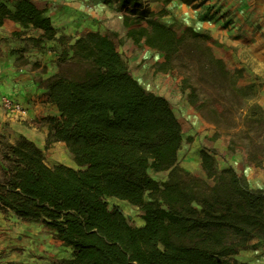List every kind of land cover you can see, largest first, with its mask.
<instances>
[{
  "label": "trees",
  "instance_id": "16d2710c",
  "mask_svg": "<svg viewBox=\"0 0 264 264\" xmlns=\"http://www.w3.org/2000/svg\"><path fill=\"white\" fill-rule=\"evenodd\" d=\"M115 1L125 11L128 37L161 53L155 74L179 71L189 103L230 136L229 151L243 147L251 160L264 159L258 86L238 83L242 69H225L211 34L192 27L179 33L157 20L165 8L148 7L172 0ZM181 1L199 9L208 0ZM7 20L41 32L28 37L34 48L62 47L58 72L39 81L61 117L48 118L46 148L65 143L79 169L49 167L35 142L21 135L11 143L0 133V210L57 234L73 249L59 264H246L234 256L254 240L264 243V190L233 167L220 169L206 149L200 151L206 178L181 167L183 129L170 102L133 77L109 36L89 31L71 44L32 0H15L13 8L0 3V28ZM205 84L217 99L202 95ZM151 172H167V180ZM108 199L137 208L144 225L133 226Z\"/></svg>",
  "mask_w": 264,
  "mask_h": 264
},
{
  "label": "crops",
  "instance_id": "0c3cea01",
  "mask_svg": "<svg viewBox=\"0 0 264 264\" xmlns=\"http://www.w3.org/2000/svg\"><path fill=\"white\" fill-rule=\"evenodd\" d=\"M32 1L39 8L46 9L57 35L68 37L71 44L86 32H100L109 36L115 43L117 40L120 41L122 46H117L118 51L120 54L125 53L130 63L133 64L152 50L144 43L136 45L128 37V29L124 25L125 11L119 8L115 0ZM0 3L13 8L7 0H0ZM148 7L155 12L165 8L160 2H149ZM166 10L173 16L185 20L186 25L197 32H209L213 37L211 43L213 52L222 60L225 69L227 71L234 68L242 69V82L255 83L258 87L260 86L259 77H264V74L259 73V69L253 67L252 72H249L245 62L250 59L246 58V54L251 57V53L264 52V0H209L199 9H193L181 0H172L166 6ZM205 14L207 18H203ZM162 23L165 24V22ZM23 31H33L34 37L41 33L24 29L20 24L7 20L0 28V39H10L16 33ZM43 45L54 47L57 43L45 42ZM25 55V60H19L17 54H12L7 50L0 56L1 95L20 102L27 110L26 118H15L5 115L0 106V133L5 135L11 143H14L21 135L25 136L44 149L48 134L53 129L48 118L60 120L61 117L57 107L48 102L45 89L40 86L39 81L55 72L49 69L47 73H43L42 68L35 67L37 59L31 57L32 50ZM229 57L235 58L236 61H229ZM46 62L47 59H44L43 66ZM151 62L147 59L146 65H150ZM131 74L148 92L162 95L151 86L147 75L143 72L133 71ZM258 102L264 108V87L259 91ZM196 120L197 125L192 131L194 138L188 144L191 146L193 155H189L181 166L198 177L206 178L201 167L200 155V151L206 149L215 156L217 162L224 158L223 168L233 167L239 174L247 176L252 188L264 190V171L257 163L250 160L248 153L240 148L234 152L229 151V135L220 133L215 136L217 129L214 125L206 122L200 115H197ZM184 141L183 137V143ZM64 152L72 158L63 142L53 143L47 151L48 155H53L59 164L79 169L75 167V163L73 165V163H65L62 160ZM192 159L197 162L195 165L190 163ZM256 171H258V177L254 178ZM143 225L144 222L138 227ZM262 248H264V243L254 240L247 248L234 256V259L240 263L264 264V255H259ZM72 255L73 249L65 246L57 234L41 223L24 221L11 210H0V264H59L63 260L72 258Z\"/></svg>",
  "mask_w": 264,
  "mask_h": 264
},
{
  "label": "rangeland",
  "instance_id": "374dc122",
  "mask_svg": "<svg viewBox=\"0 0 264 264\" xmlns=\"http://www.w3.org/2000/svg\"><path fill=\"white\" fill-rule=\"evenodd\" d=\"M7 1L12 6L15 2V0H7ZM145 1H148V0H145ZM205 4H207V2ZM205 4H203V5H205ZM208 5H211V4H208ZM165 10H166V7H165ZM157 12H159V11H157ZM166 12L167 13L165 15H163L161 17H157V20H159L161 22H165V24L167 23V25L169 27L175 29L179 33L184 32V30L188 27L185 23V20H183L179 17L173 16L167 10H166ZM214 14H217V13H214ZM203 18H207L206 14L203 15ZM28 35L33 36L34 32L33 31H23V32L16 33L10 39L1 38L0 39V56L3 55V53L8 50L12 54H17V56H19V60H23V59L25 60L26 59L25 54L29 50H32L31 57H35L37 59V60H35V67L42 68L41 71L43 73H47L49 71V69H51L52 71L57 73L59 70L57 61H58V56L62 50V47H60L58 45L53 47L50 45V46H45L46 48L44 50H39L37 48H34L32 43L29 42ZM116 44L118 47L122 46L121 42L118 40L116 41ZM141 50H145V49H141ZM251 54H252L251 57L249 54L248 55L246 54V58L249 57L250 59L246 60V62H245V64L248 65L247 68H248L249 72H252V67H253V68H258L259 69L258 72L261 74H264V52H262V53H251ZM121 55H122L123 59L125 60V62L127 63L131 73L133 71L143 72L145 75H147V78H148L149 82L151 83V86L154 89H157L158 92H161L162 95L170 102L173 111L175 112L176 116L178 117V119L182 125L183 137L185 139L183 146H182V149L180 151V157H179V164L181 166V164L184 163V161H186V159L189 155H191V156L193 155V151L190 149L191 146H188V144L190 142H192L193 138H194L192 131L194 130L195 125H197L196 117H197V115L201 116V114L199 112H197L195 110V108L189 103L190 90L183 91V89H182V76L179 73V71H172L169 73H160L159 75L155 74V72L153 71L154 64L157 62L163 61L161 53L154 51V50H149V54L144 55L143 58H139V60L136 64L130 63L129 58L126 57L125 53H121ZM39 59H41V61H39ZM44 59H47V62L43 66V60ZM147 59H150V62L152 61L150 65H146ZM229 59H230L229 61H231V62L236 61L235 58H233V57L232 58L229 57ZM235 69H239V68H234L230 71H235ZM242 78H243V73H242ZM259 78L258 79L261 83H260V86L258 87L257 100L259 99V91L262 90L264 87V77H259ZM241 79L238 80V83L241 85H245L246 83L242 82ZM201 88H203L202 95H204V96L207 95L211 101L215 100V99H217V97H219L216 95L215 91L210 87V85L205 84ZM222 105L223 104H218L219 109H223ZM235 112L236 111H234V113ZM216 129H217V133L215 134V136H218L220 133L226 134L223 130H221L219 128H216ZM237 148L244 149L247 153H249L243 147H237ZM42 150L45 154L46 164L51 165V167H54L55 163L59 164V162H57L55 160V157L53 155H48V153H47L48 148H46V146ZM62 160L65 163H73V165H74L73 158H71V156H69V154L67 152H64V154H62ZM251 161L254 163H257V164H258V162H262L261 168L264 171V159H262L260 156H257V159H254ZM190 163L192 165H195L197 162L192 159V161H190ZM218 164H219V168L222 169L223 166L225 165L224 158L219 159ZM75 167H77V166L75 165ZM193 167L195 170V166H193ZM151 175L154 178H156L158 181L163 182V181L167 180L168 173L167 172H162V173L151 172ZM257 177H258V171H256V173L254 175V178H257ZM252 186H253V184H252ZM108 203H109V206L111 208L114 206H118L121 209V211L126 215L129 222L133 226L138 227L143 222L142 213L137 208L129 205L128 203L120 202L119 200H115V199H108ZM259 255H261V256L264 255V248H262V251L259 252Z\"/></svg>",
  "mask_w": 264,
  "mask_h": 264
},
{
  "label": "built area",
  "instance_id": "2783aa9c",
  "mask_svg": "<svg viewBox=\"0 0 264 264\" xmlns=\"http://www.w3.org/2000/svg\"><path fill=\"white\" fill-rule=\"evenodd\" d=\"M2 79L0 73V89H1ZM0 106L5 113V115L10 117H18V118H26L27 117V110L25 107L20 103L8 96L1 95L0 91Z\"/></svg>",
  "mask_w": 264,
  "mask_h": 264
}]
</instances>
